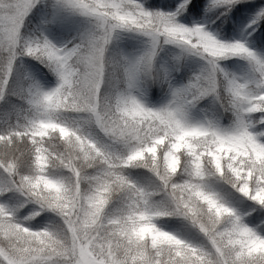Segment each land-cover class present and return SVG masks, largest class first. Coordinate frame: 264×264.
Masks as SVG:
<instances>
[{"label": "clouds", "instance_id": "1", "mask_svg": "<svg viewBox=\"0 0 264 264\" xmlns=\"http://www.w3.org/2000/svg\"><path fill=\"white\" fill-rule=\"evenodd\" d=\"M83 26L64 45L22 33L26 0H0V99L11 89L19 117L0 134V170L24 199L0 203V254L40 264H264V235L246 226L210 180L264 209V60L240 42L218 40L203 25L148 11L138 0H51ZM118 30L148 46L134 60L109 54ZM48 47L42 46V41ZM176 45L206 62L201 73L157 107L133 94L139 76L153 79L157 46ZM238 56L258 73L255 89L223 76L217 61ZM24 57L55 77L51 88L15 70ZM15 77V78H13ZM212 97L233 120L228 127L190 112ZM257 114H259L257 116ZM179 145V147H174ZM150 149V151H145ZM134 152L141 155L128 163ZM139 167L149 186L124 170ZM20 169H24L21 171ZM160 199H154V197ZM118 200L117 207L109 209ZM31 205V207H29ZM43 213L55 218L33 229ZM177 217L196 230L194 245L161 228Z\"/></svg>", "mask_w": 264, "mask_h": 264}, {"label": "rangeland", "instance_id": "2", "mask_svg": "<svg viewBox=\"0 0 264 264\" xmlns=\"http://www.w3.org/2000/svg\"><path fill=\"white\" fill-rule=\"evenodd\" d=\"M182 1H164L163 4L152 7L144 0H138L148 11L172 13L178 23L184 24L187 27L203 25L205 30L210 32L218 40L226 43L240 42L254 53L257 52V43L247 38L246 33L242 32L243 25H239V17L231 18L230 16V19L233 21L234 30H231L228 36H225L210 26L205 14L201 16H199V14L183 15L184 12L178 10ZM211 1L213 0H206L205 6ZM50 2L51 0H36L34 6L25 17L22 33L26 37L32 39H47L50 43L59 47L66 44L76 34V31L83 26V21L79 17L69 16L59 7H49L48 4ZM227 17L229 19V16ZM248 19L250 23L249 28L252 27L253 29L256 26L254 23L258 20V17H250ZM259 31L263 35L264 23L263 27H259ZM147 46V38L139 33L118 30L113 34V38L109 44V54H115L118 59L122 57L127 60H134ZM164 52L167 53L163 54ZM182 54L184 55L183 64H185V66L181 63ZM227 59L225 58L217 61L219 69L218 79L221 83L224 84L223 76L220 75V73H223L229 78H235L239 83H247L250 85L251 71H249L245 64H248V62L244 61L245 63H243L237 58ZM172 61H174V63H181L183 68L175 72ZM205 66L206 62L200 56L191 52H186L176 45L164 44L161 42V44L157 46L156 54L153 58V79L156 83V89L154 90L155 98L150 97L149 84H145L142 75L139 76L133 84V94L147 106L157 107L169 98L171 90L184 87V82L179 78L178 73L186 72V69L191 71L187 73H190L191 76L189 80L193 81ZM15 70L26 74L29 79H34L45 89L53 87L56 83L55 77L51 73L47 74L44 72L40 63L31 58L24 57L17 60ZM4 92L6 93L3 95L5 98L2 100L0 99V134L11 128L19 120L15 110V106L19 104V101L10 94V88H6ZM211 98L212 97L204 99L201 105L200 101L196 107L191 110L190 117L196 120H204L206 118L210 122L218 123L222 127H228L230 123L225 125L222 118L217 115L216 110L218 106L214 101H211ZM262 129H264V125L263 128H257V125L253 124L254 131L259 132ZM261 139H264V137H261ZM124 173L129 179L144 186H149L150 182L153 180L149 172L140 168L129 167L124 170ZM9 179L10 178L0 170V203L5 204L11 210L24 198L14 189L8 188L6 192L4 191L8 185ZM220 183L221 182L215 179L210 180L213 189L221 195L228 206L240 217L242 222L245 223L246 226L251 227L258 234L264 235V215L260 214V211H263V209L253 202H244L247 200L243 197V201V198L239 195L222 193ZM154 199L158 200L160 197L157 196L154 197ZM118 204L119 201L114 200L112 204H110L109 209L111 210L117 207ZM29 207H31V205H29ZM54 219L52 214L43 213L30 221L27 226L33 229H39ZM157 223L164 230L170 231L194 245L205 243L203 237L196 230L189 227L181 218L165 217L159 219Z\"/></svg>", "mask_w": 264, "mask_h": 264}, {"label": "snow or ice", "instance_id": "3", "mask_svg": "<svg viewBox=\"0 0 264 264\" xmlns=\"http://www.w3.org/2000/svg\"><path fill=\"white\" fill-rule=\"evenodd\" d=\"M35 2H36V0H26V7H23V9H22V16H26L28 14L30 9L34 6ZM232 2H234V0H213L214 5H216V4H231ZM42 46L48 47L46 40L42 41ZM174 147H179V145H174ZM145 151H150V149H146ZM140 155H141L140 152H134L131 155L128 163H132V162L136 161L138 159V157H140ZM41 260H42L41 257H34L30 261H25L23 259L16 260V259L10 257L6 253L0 254V264H40ZM85 264H91V262L88 261L87 258H85Z\"/></svg>", "mask_w": 264, "mask_h": 264}, {"label": "trees", "instance_id": "4", "mask_svg": "<svg viewBox=\"0 0 264 264\" xmlns=\"http://www.w3.org/2000/svg\"><path fill=\"white\" fill-rule=\"evenodd\" d=\"M248 1H249V0H248ZM234 2H236V0H234ZM238 7H240V6H238ZM238 7L233 8V10L235 9L234 11H238ZM248 8H249L250 10L253 9L252 6H251L250 4L248 5ZM20 170H21V171H24V169H20Z\"/></svg>", "mask_w": 264, "mask_h": 264}]
</instances>
